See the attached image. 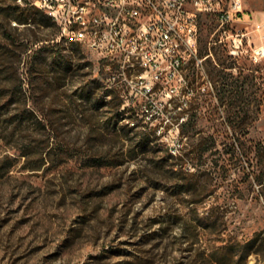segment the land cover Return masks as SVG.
Returning a JSON list of instances; mask_svg holds the SVG:
<instances>
[{"label": "rangeland", "instance_id": "1", "mask_svg": "<svg viewBox=\"0 0 264 264\" xmlns=\"http://www.w3.org/2000/svg\"><path fill=\"white\" fill-rule=\"evenodd\" d=\"M14 3L0 0V264H218L200 260V248L264 229V52L255 56L264 51V0H244L232 22L245 33L237 56L219 40L218 21L204 17L199 52L211 54L203 72L190 71L193 91L124 93L121 121L143 119L161 147L195 146L185 159L196 172L194 195L158 186L173 183L156 164L164 149L130 151L109 106L97 107L131 78L115 69L118 61L65 41L54 19H10ZM64 41V49L42 48ZM189 119L191 139L178 126ZM210 135L215 143L201 155L199 141ZM196 232L201 241L192 246ZM256 260L253 253L248 264Z\"/></svg>", "mask_w": 264, "mask_h": 264}, {"label": "built area", "instance_id": "2", "mask_svg": "<svg viewBox=\"0 0 264 264\" xmlns=\"http://www.w3.org/2000/svg\"><path fill=\"white\" fill-rule=\"evenodd\" d=\"M26 1L55 9L61 36L79 42L91 58L118 61L115 69L131 76L121 89L123 105L130 104L124 94L127 89L170 96L194 90L190 71L201 68L203 72L204 60L211 54L199 52L205 16L218 21L219 40L229 42L230 54L237 56L245 49V33L231 29L232 22L242 18L244 0ZM261 24L264 22L258 26ZM263 52L259 48L255 56ZM188 102L186 99L185 104ZM147 117L151 119L152 113Z\"/></svg>", "mask_w": 264, "mask_h": 264}, {"label": "trees", "instance_id": "3", "mask_svg": "<svg viewBox=\"0 0 264 264\" xmlns=\"http://www.w3.org/2000/svg\"><path fill=\"white\" fill-rule=\"evenodd\" d=\"M13 1L16 3L12 5L11 11L9 13L10 19H15L20 23L43 24V25L51 24L52 22L51 19L53 18L52 16L45 14L43 12L44 9L38 7L37 5L31 4L26 0L23 3L17 2V0H13ZM46 17L50 18L48 22L47 20H44V18ZM54 23L56 24L55 20ZM62 38L64 37L62 36ZM64 40L66 41L65 38ZM65 41L61 43L57 42L54 43L53 45L44 44L42 48H48L52 51L56 45H59V47H61L60 49H64L67 46L65 45ZM78 44L81 45L80 43ZM62 56H63L62 62L67 63L69 61L68 54L64 53L62 54ZM94 81L95 79L92 80V82ZM93 87L95 86L92 85V87H90L88 90L92 89ZM83 88H87V87L83 86ZM20 89H23L22 82H20ZM106 91H109V94H111L110 99L107 101H102V103H98L97 107H101L102 105L109 106L107 110L113 112L112 117H110L112 128L122 138H125L126 140L130 138L131 140L130 151L133 149L137 151L152 150L156 152L157 150L164 149L165 151L164 155L156 160V164L159 167H164V168L166 167V170L169 172L168 177L170 179H173L172 181L173 183L168 185L167 183L159 184L158 186L162 187L165 191L166 190L168 191L169 188H171V190L169 191L172 194H176V195L196 194L198 192V180L195 177L196 172L189 169L185 165L186 156H190L188 154L195 151V146L193 148H189V151L186 152H182L180 148L174 150L169 146L161 147L160 143H158L160 134L157 133L155 127H152V129H148L147 127L148 123L143 122L142 121L143 119H140L138 121L135 120L121 121V115L124 112V110L122 109L124 99L121 93L117 94L115 92V89L113 87H111ZM113 92L114 94L112 95ZM31 111L33 112V110ZM23 116L29 117L30 115L29 113H26ZM178 126L181 134H188L190 139L193 137L194 134L193 128L195 126V123L192 120L189 119L185 122H180ZM243 129L245 133H248L249 125H244ZM190 130H192L191 134H190ZM211 138L212 136L210 135L204 137L199 141V144L201 146L199 147L201 155L207 150H209L211 146L214 145L215 139L212 138L211 141ZM209 141L211 143H208ZM187 142L193 145L192 141L190 142L189 140ZM252 147L253 146H250V148ZM103 159H104L103 157H99V159H95V161L102 164L104 162ZM207 189H208L207 184H204L203 190H207ZM188 200L192 202H198V199H196L195 197H192V199L190 197L188 198ZM191 238H192V242H191L192 246L195 244V242L201 241L200 234H198L197 232L194 233ZM253 253L257 256V260L255 261L254 264H264V229L256 231L254 235L249 238H239L237 236L232 235L227 239H223L221 243L218 244L215 243L212 249L209 248V251H208V247L204 245L203 247L200 248V251L198 253V258L204 261V263L212 262L218 264H248L249 256Z\"/></svg>", "mask_w": 264, "mask_h": 264}, {"label": "bare ground", "instance_id": "4", "mask_svg": "<svg viewBox=\"0 0 264 264\" xmlns=\"http://www.w3.org/2000/svg\"><path fill=\"white\" fill-rule=\"evenodd\" d=\"M38 7L44 9L46 12H48L52 17L53 19L58 23L59 21V14H55V9H49L45 6H42V5H37ZM125 105H123L124 107Z\"/></svg>", "mask_w": 264, "mask_h": 264}]
</instances>
